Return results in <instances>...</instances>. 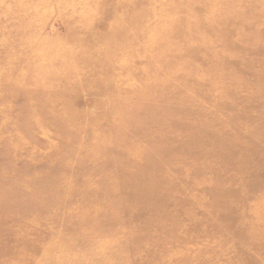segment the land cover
Listing matches in <instances>:
<instances>
[{
	"label": "rangeland",
	"instance_id": "rangeland-1",
	"mask_svg": "<svg viewBox=\"0 0 264 264\" xmlns=\"http://www.w3.org/2000/svg\"><path fill=\"white\" fill-rule=\"evenodd\" d=\"M0 113V264H264V0H0Z\"/></svg>",
	"mask_w": 264,
	"mask_h": 264
},
{
	"label": "bare ground",
	"instance_id": "bare-ground-1",
	"mask_svg": "<svg viewBox=\"0 0 264 264\" xmlns=\"http://www.w3.org/2000/svg\"><path fill=\"white\" fill-rule=\"evenodd\" d=\"M21 1V0H20ZM189 6H190V4H189ZM158 31V30H157ZM171 31V33L172 34H170V36H168L167 38H166V40H170L171 42H175V40H174V38H173V34H175L172 30H170ZM159 32V31H158ZM162 34H160V33H158V36L159 35H161V38H160V40H161V42L163 41L164 42V39H165V33H166V31H160ZM164 33V34H163ZM197 43V42H196ZM193 45H195V43H192V46ZM196 48V47H195ZM11 54V53H10ZM190 54H192V53H190ZM12 56V55H11ZM17 59V58H16ZM254 62H256V63H254ZM257 62H260L258 59H257V57H255V56H252L250 59L248 58H244L243 59V66H245V67H249L250 68V70L251 71H253V72H257V71H259L258 70V68H257ZM261 63V62H260ZM152 67H154V68H157L158 66H160V64L161 63H159V59H155V60H152L150 63H149ZM141 74L143 75V72H141ZM128 81V80H127ZM126 84L127 85H129V87H131L132 88V86H133V84H132V82L130 83V84H128V82H126ZM160 85V84H159ZM30 100V99H29ZM33 103V102H32ZM59 108H57V107H55V108H53V110H49V109H47V115L46 116H48V118H50V117H52V114H57V117H59ZM50 113V114H49ZM1 114V113H0ZM258 123L256 122V125H257ZM141 125V124H140ZM255 125V126H256ZM245 127H246V130L248 129V128H250V129H248L247 131H249V130H251L249 133H252L253 131L254 132H261L262 133V135L264 134V128L263 127H259L258 129L257 128H254V124L251 126L250 124H248V125H245ZM257 127V126H256ZM0 128H2V125L0 126ZM243 130L242 131H244V128H242ZM230 130V129H229ZM61 131V130H60ZM63 133H66L67 135H69V136H71V134H69V131L67 130H63V132H61V134H59L61 137H63ZM241 135H239V133L238 134H233L232 132H231V134H230V137H232V138H235V137H240ZM244 136H246L245 134H244ZM64 138H67V136L66 137H64ZM140 138H141V141L142 142H144V136L142 135V136H140ZM91 142V144H95V142L94 141H90ZM253 142H250V143H248V145L251 147V148H254V147H256L257 145H254V144H252ZM240 144H242L241 142H240ZM237 145H239V143H237ZM50 146V145H49ZM242 146L244 147L245 146V144L243 143L242 144ZM255 149V148H254ZM258 153H256L255 151H253L252 152V154L249 156V166L250 167H252L255 163H256V161H258V159H260V157H258ZM86 168L88 169V170H90L91 168H90V166L89 167H87L86 166ZM257 167H253L252 169H249L248 171H251V172H254L255 171V169H256ZM92 171V170H91ZM81 172H85V170L83 171V168H82V170H81V168L79 169V173H81ZM207 176V175H206ZM209 178V177H208ZM238 184H237V188H238ZM233 187H236L235 186V184L233 185ZM232 186H231V188L232 189H234ZM191 209V208H190ZM68 213H73V211H70L69 210V212ZM40 245V244H39ZM199 246V245H198ZM57 249V248H56ZM48 251H50L49 249H48ZM43 253H45V250H44V252ZM47 253V252H46ZM50 253V252H49ZM81 254V253H80ZM31 255V254H30ZM45 255V254H44ZM47 255V254H46ZM57 255V254H56ZM79 255V254H78ZM49 256H51V254L49 255ZM48 255H47V257H49ZM58 256V255H57ZM59 256H61V255H59ZM67 256V255H66ZM40 258V257H39ZM56 259H58V257H55ZM87 258V257H86ZM52 259V258H51ZM62 259V258H61ZM55 260V259H54ZM67 260V259H66ZM84 260V259H83ZM86 260V259H85ZM61 262H62V260H61ZM14 263V262H13ZM74 263V262H73ZM87 263V262H86ZM43 264H44V261H43Z\"/></svg>",
	"mask_w": 264,
	"mask_h": 264
}]
</instances>
